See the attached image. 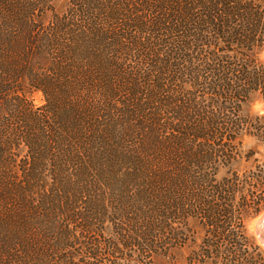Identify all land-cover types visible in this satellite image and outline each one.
<instances>
[{
	"label": "trees",
	"instance_id": "1",
	"mask_svg": "<svg viewBox=\"0 0 264 264\" xmlns=\"http://www.w3.org/2000/svg\"><path fill=\"white\" fill-rule=\"evenodd\" d=\"M263 48L264 0H0V264H249Z\"/></svg>",
	"mask_w": 264,
	"mask_h": 264
},
{
	"label": "rangeland",
	"instance_id": "2",
	"mask_svg": "<svg viewBox=\"0 0 264 264\" xmlns=\"http://www.w3.org/2000/svg\"><path fill=\"white\" fill-rule=\"evenodd\" d=\"M56 8L63 9L66 7L67 0H55ZM260 57L264 59V48L260 51ZM31 98L33 99L34 104L39 105L43 102L42 95L39 91H35L32 93ZM262 104L264 105L263 100L256 99L252 101L251 103H248L244 106L245 113L252 115V114H258L262 115L264 117V108L261 109ZM242 149L243 154L251 151L250 158L248 161L242 159L241 157L237 158L235 160L231 167L233 169H236L238 173H246L248 175L247 179L249 184V187L251 188L253 185H255V179L252 178V175L258 174L262 175L264 177V143L259 141L254 136L247 135L244 136L242 139ZM242 154V155H243ZM221 177L225 175V168H222L220 170ZM252 191H254V187L251 188ZM259 191L253 192L254 195H256ZM253 195V196H254ZM254 197H248V200H251ZM264 213V204L262 209L257 215H254L253 217L249 218L246 221V233L251 238L252 242L255 244V246L258 247V250H252L248 249V261L249 264H264V245L259 240L258 237V231L256 227V219L263 215ZM260 252V256L257 254V252ZM186 253L185 250L182 252L175 254L174 259H168V258H162V257H155L154 263L150 264H187L184 258V254ZM204 264H214V263H204ZM220 264V263H215Z\"/></svg>",
	"mask_w": 264,
	"mask_h": 264
},
{
	"label": "bare ground",
	"instance_id": "3",
	"mask_svg": "<svg viewBox=\"0 0 264 264\" xmlns=\"http://www.w3.org/2000/svg\"><path fill=\"white\" fill-rule=\"evenodd\" d=\"M263 108H264V105L262 104L261 109H263ZM256 227H257V230L256 231H258L259 240L264 245V213H263V215L259 216L256 219Z\"/></svg>",
	"mask_w": 264,
	"mask_h": 264
}]
</instances>
